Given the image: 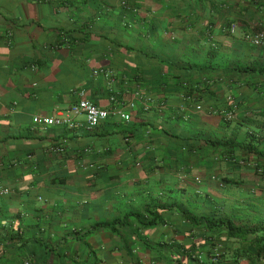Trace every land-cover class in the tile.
I'll use <instances>...</instances> for the list:
<instances>
[{
    "label": "crops",
    "instance_id": "crops-1",
    "mask_svg": "<svg viewBox=\"0 0 264 264\" xmlns=\"http://www.w3.org/2000/svg\"><path fill=\"white\" fill-rule=\"evenodd\" d=\"M261 69L264 0H0V264H264Z\"/></svg>",
    "mask_w": 264,
    "mask_h": 264
},
{
    "label": "built area",
    "instance_id": "built-area-1",
    "mask_svg": "<svg viewBox=\"0 0 264 264\" xmlns=\"http://www.w3.org/2000/svg\"><path fill=\"white\" fill-rule=\"evenodd\" d=\"M229 31L230 33H233L235 31V26L232 25ZM250 42L254 46H260L263 44V37L261 34H256L250 38ZM79 95L81 99L76 104L70 106L68 109L58 111L53 117L35 116L32 119L33 123L35 125L48 127L64 126L66 128H73V126H75V118L78 116H83L85 118L88 128H94L108 117L109 112L107 110L100 109L89 101L85 100L83 98V92H80ZM235 109L236 107L235 105H233L232 108H230L226 113H224V119L227 121L232 120ZM120 117L125 121L129 120L128 115L121 114ZM53 151H61V149H53ZM258 172L260 173L262 171L258 170ZM7 194L8 190L0 186V197H3ZM218 257V252H215L214 255H212V261H216Z\"/></svg>",
    "mask_w": 264,
    "mask_h": 264
},
{
    "label": "trees",
    "instance_id": "trees-1",
    "mask_svg": "<svg viewBox=\"0 0 264 264\" xmlns=\"http://www.w3.org/2000/svg\"><path fill=\"white\" fill-rule=\"evenodd\" d=\"M247 70H249V68H247ZM259 71H264V70H259ZM249 153H254V154H256V155H259V154H257L256 153V151H255V149L254 148H252L251 147V145H249L248 146V148L246 149ZM255 167V169H256V171L258 172V170H261V171H263V169H262V167L261 166H259V165H255L254 166ZM148 226L150 225V224H147ZM227 225V228H228V234L231 236V235H233V232H236L237 234H242V235H244L247 231L246 230H243V229H236V228H234L230 223L229 224H226ZM144 226H146L145 224H144ZM249 232H253V233H256V232H258L259 231V228H256V229H254V230H248ZM185 258H186V260H187V262H188V264H220L219 263V257L217 258V260L216 261H212V256L211 257H209V263L208 262H204V261H200L198 258H195V257H193L192 255H190V254H185V256H184Z\"/></svg>",
    "mask_w": 264,
    "mask_h": 264
}]
</instances>
